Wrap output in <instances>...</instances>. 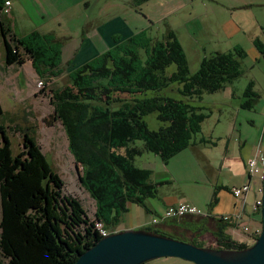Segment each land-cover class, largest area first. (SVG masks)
<instances>
[{
  "label": "trees",
  "instance_id": "trees-1",
  "mask_svg": "<svg viewBox=\"0 0 264 264\" xmlns=\"http://www.w3.org/2000/svg\"><path fill=\"white\" fill-rule=\"evenodd\" d=\"M7 1L0 0V14ZM0 30L8 65L31 61L37 74L48 79L63 72L52 33L33 30L17 37L6 20ZM113 38L110 49L72 70L65 67L69 83L50 89L52 120L66 133L81 186L95 202L93 217L78 197L65 193L64 179L32 129L22 130V147L14 153L10 127L0 125V254L5 264H75L102 238L96 221L112 231L131 204L145 206L147 198L158 194L160 183L153 180L152 169L135 164L136 157L152 152L166 164L192 145L206 118L194 100L237 79L242 74L240 60L247 54L240 46L216 51L191 74L184 48L171 29L162 38L145 31ZM255 45L264 56L262 41L255 39ZM172 65L176 69L171 71ZM173 84H178L179 97L164 92ZM252 86L244 92L247 108L256 98ZM154 113L162 122L156 129L145 119ZM142 230L174 237L157 228ZM247 246L222 233L215 248Z\"/></svg>",
  "mask_w": 264,
  "mask_h": 264
},
{
  "label": "rangeland",
  "instance_id": "rangeland-1",
  "mask_svg": "<svg viewBox=\"0 0 264 264\" xmlns=\"http://www.w3.org/2000/svg\"><path fill=\"white\" fill-rule=\"evenodd\" d=\"M75 1L77 0H13V11L7 13L6 22L10 21L11 29L19 35L33 29L42 33L54 29L53 43L61 50L59 66L63 72L59 76L50 75L51 78L48 79L47 76L43 78L37 74L31 61L23 65H8L0 30V103L3 107L0 125L10 127L9 135L14 153L22 147V130L32 129L52 166L64 179L65 193L78 197L93 217L95 202L81 186L78 169L68 149V140L62 125L51 117L53 106L50 102V89L69 83L68 70L79 66L90 56L88 47L92 39H89L90 32L84 28V4L77 10L63 11ZM244 5L246 7H241ZM43 13L45 18H41ZM233 15L238 16L241 23L247 24L241 26L237 32L229 34L226 23ZM261 23L264 24V0H99L93 14L94 27L91 31L98 29L97 35L102 34L106 40L112 33L126 39L141 31L162 38L168 29L174 30L186 53L191 74L197 72L203 56H210L218 50L231 51L235 47H242L247 53L240 60L242 74L226 88L212 93L205 92L200 100H194V104L201 107L206 118L201 130L193 138L196 144L182 150L224 151V142H220L218 146L215 142L219 140L218 137L226 139L234 126L237 130L242 128L243 135L252 136L256 127L248 119L255 118L260 122L261 131L255 132L258 139L264 133V95L256 102V111L238 107L239 100L243 98L251 82L252 88H264V57L250 39L251 34L259 31ZM260 38L264 43L263 34ZM175 69L176 66L172 65L170 70ZM177 88L178 84H173L164 92L179 97ZM145 119L153 129L162 124L155 113ZM238 136L239 134L235 137L238 140L235 151H240ZM137 144L142 146L143 141H138ZM183 163L187 176L180 185L190 192L197 186L194 168L196 165L190 158L184 159V156ZM135 164L149 166L158 173H162L167 165L152 152L136 157ZM133 206L134 215L136 209H143L137 204ZM131 217L130 213L125 214L120 225L129 224ZM174 237L179 239L178 236ZM180 239L187 240L183 237ZM169 259H154L147 264H194L180 258ZM5 263L0 254V264Z\"/></svg>",
  "mask_w": 264,
  "mask_h": 264
},
{
  "label": "crops",
  "instance_id": "crops-1",
  "mask_svg": "<svg viewBox=\"0 0 264 264\" xmlns=\"http://www.w3.org/2000/svg\"><path fill=\"white\" fill-rule=\"evenodd\" d=\"M41 1L43 2V0ZM98 2L99 0H77L72 6L63 9V11H69L70 9L73 11L77 10L84 4L85 14L83 16L84 18L82 17L85 19L84 22L86 24L84 28L85 30H88V33L90 32L89 39L92 40L88 47V50H90V56L88 59L83 60L84 62H82V64L113 47L115 45L114 38H112L114 37L113 35L120 36L119 34L116 35L112 33L109 38H106L105 40V37L102 34L97 35L98 29L91 31L94 27L92 24L93 14ZM11 3V11H13V0H11ZM241 7L246 6L244 5ZM45 13H43L41 18L46 17ZM6 19H8V15L1 13L0 27L1 21H5ZM230 19L231 20H228L226 23L229 34L237 32L241 29V26L247 24L245 22L241 23L242 20L236 15H233ZM259 27V31L254 32L250 36L254 45L255 39H261V35H264V24H259ZM33 30H30V32L24 35H19L12 29L11 32L17 37H24ZM54 31V29H51L48 33H54ZM130 36L132 35H129L126 38H129ZM255 48L258 50L256 45ZM204 57L205 56H203L202 59ZM252 92V94L256 96L253 106L251 108L244 107L243 103L245 97L243 95V98H241L238 103L240 109L256 111L255 104L264 95V88H253ZM248 121L256 127L254 128L255 132L259 133L261 131L259 125L260 122L255 118H251V120L248 119ZM240 125L242 127L243 122H241ZM255 132L251 134L252 136L243 135V129L240 128V130H237L234 126V130L226 137V139L218 137L219 140L215 142V145L217 146L220 142H224V151H181L166 163L167 165H165V170H163L162 173H158L145 165L144 167L152 169L153 180L160 183L158 186V194L155 197L147 198L145 200V206L139 205L143 209H136L135 215L134 206L133 204L132 206L130 205L129 211L127 212L132 216L130 223L123 226L119 225L118 229L157 228L170 235L178 236L179 238L183 237L187 240L192 239L197 245L205 247L215 248L217 246V236L222 233L229 235L237 241L248 245L252 244L253 240L262 229L261 210H254L252 207L254 200L259 196L257 188L260 181L256 177H249L246 168L248 159L256 154L258 148L260 147L264 150V133L258 139ZM237 134H239L240 151H235V145L236 142H238L237 138H235L237 137ZM193 144L195 145L196 143L194 142ZM177 156H180V158ZM183 156L184 159L190 158V160H193L196 165L194 168L196 170L195 173L197 174V186L193 187L190 192L181 188L180 185V182L187 176L185 165H182L184 164ZM171 162H173V165H170L172 164ZM162 163L164 162L162 161ZM245 182H249L251 188L247 194V204L241 221L239 223L222 221L221 217L223 215L232 214L237 211L238 208L239 199L233 195L232 188L235 186H241ZM180 202H187L195 205L203 212V215H188L182 219H163V214L167 207L176 205ZM154 219H157V222H154ZM244 225L249 227L248 231L243 229ZM169 258L177 257H162L156 260L163 259L164 261H167L170 260ZM185 261L189 262L188 260ZM147 263L148 262L144 264Z\"/></svg>",
  "mask_w": 264,
  "mask_h": 264
},
{
  "label": "water",
  "instance_id": "water-1",
  "mask_svg": "<svg viewBox=\"0 0 264 264\" xmlns=\"http://www.w3.org/2000/svg\"><path fill=\"white\" fill-rule=\"evenodd\" d=\"M262 229L243 249L199 246L193 240L128 228L100 238L75 264H144L162 257H177L195 264H264V178Z\"/></svg>",
  "mask_w": 264,
  "mask_h": 264
},
{
  "label": "built area",
  "instance_id": "built-area-1",
  "mask_svg": "<svg viewBox=\"0 0 264 264\" xmlns=\"http://www.w3.org/2000/svg\"><path fill=\"white\" fill-rule=\"evenodd\" d=\"M11 6V0H8L4 7V13H9V11L11 10ZM246 168L247 175L249 177H256L260 181V184L257 188L259 196L254 200L252 207L254 210H261L263 201L262 196H260V194H263L262 181L264 178V150L262 148L259 147L256 154L250 159H248ZM250 188L251 186L249 182H245L241 186H235L232 188L233 195L239 199L238 208L237 211L232 214L223 215L221 217L222 221L233 223H239L241 221V218L244 215V210L247 204V194L249 193ZM188 215H203V212L191 203L180 202L176 205H171L167 207L163 214V219H182ZM154 222H157V219H154ZM95 226L102 237L108 236L111 233L119 231V229H114L112 231L109 230L101 221H96ZM243 229L245 231H248L249 227L244 225Z\"/></svg>",
  "mask_w": 264,
  "mask_h": 264
},
{
  "label": "flooded vegetation",
  "instance_id": "flooded-vegetation-1",
  "mask_svg": "<svg viewBox=\"0 0 264 264\" xmlns=\"http://www.w3.org/2000/svg\"><path fill=\"white\" fill-rule=\"evenodd\" d=\"M189 240H191V239H189Z\"/></svg>",
  "mask_w": 264,
  "mask_h": 264
}]
</instances>
